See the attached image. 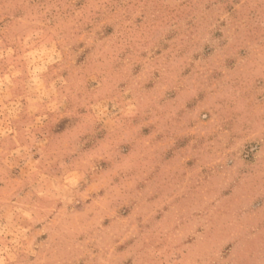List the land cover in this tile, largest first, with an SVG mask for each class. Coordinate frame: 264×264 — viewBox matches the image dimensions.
Returning <instances> with one entry per match:
<instances>
[{
  "label": "rangeland",
  "instance_id": "obj_1",
  "mask_svg": "<svg viewBox=\"0 0 264 264\" xmlns=\"http://www.w3.org/2000/svg\"><path fill=\"white\" fill-rule=\"evenodd\" d=\"M0 264H264V0H0Z\"/></svg>",
  "mask_w": 264,
  "mask_h": 264
}]
</instances>
